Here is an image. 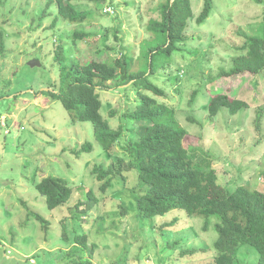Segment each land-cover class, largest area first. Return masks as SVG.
Here are the masks:
<instances>
[{
	"label": "rangeland",
	"instance_id": "obj_1",
	"mask_svg": "<svg viewBox=\"0 0 264 264\" xmlns=\"http://www.w3.org/2000/svg\"><path fill=\"white\" fill-rule=\"evenodd\" d=\"M47 1L0 0V33L5 42L0 53V264L79 262L73 248L75 234L87 236V246L81 252L92 264H211L217 236L215 217L206 230L202 228L203 219L189 217L182 209L140 218L132 204V174H127L125 185L124 180L115 178L104 192L92 174L96 165L106 169L120 158L129 161L125 148L138 128L122 115L133 104L134 93L123 87L97 91L102 101L100 113L110 126L117 128L126 122V132L113 147L112 156L95 140L90 122L73 123L60 101L42 93L53 83L58 90L60 66L90 58L105 32L114 53L125 43L137 55L141 43L149 37L146 26L150 18L157 17L159 0H116L120 5L115 7L108 1L103 6L74 2L78 9L93 12L82 24L62 20L56 4L47 8ZM203 1L190 0L189 38L183 44L187 50L196 51L197 58L193 60L186 51L183 58L179 53L172 57V70L182 75L174 86L176 92L169 91L171 86L162 77L152 79L168 91L167 101L174 105L176 120L187 132L184 146L201 148L198 158L206 157L215 168V181L228 190L247 184L264 192V116L256 122L258 106H264V72L259 73L262 81L242 77L241 81L217 80L215 85L209 82L220 69L233 66L246 36L264 37V0H212L209 16L197 24ZM127 2L131 5L126 6ZM55 19L59 20L53 25ZM76 30L98 40L94 44L85 39L74 42L71 35ZM59 45L66 55L61 62L55 60ZM32 59L39 60L40 66H29ZM237 84L233 96L247 101L249 107L236 114L223 107L210 117L209 100L222 92L227 95ZM194 90L198 94L191 102ZM112 110L114 117L110 115ZM132 126L135 132L130 133ZM85 142L92 144L90 151L79 157L71 153ZM46 176L67 182L72 189L69 202L52 210L47 207L45 197L34 187ZM87 191L96 198L95 206L77 208L76 202L86 200ZM27 209L46 218L48 230L35 217L26 218ZM174 218H179L177 225L162 228ZM178 240L181 243L174 245ZM191 249L197 252H185ZM246 249L254 256L242 261L257 264V252L248 245H240L238 255Z\"/></svg>",
	"mask_w": 264,
	"mask_h": 264
},
{
	"label": "trees",
	"instance_id": "obj_2",
	"mask_svg": "<svg viewBox=\"0 0 264 264\" xmlns=\"http://www.w3.org/2000/svg\"><path fill=\"white\" fill-rule=\"evenodd\" d=\"M81 1L98 6H103L106 1L110 6L120 5L116 4V0H48L46 7L49 8L54 3L59 18L70 24H82L92 17L93 12L78 9L74 2ZM129 5L131 3L127 2L126 6ZM211 7L212 0L203 1L202 10L196 17L197 24L207 19ZM156 12L157 17L148 20L146 33L149 37L141 43L137 55L134 48L128 50L125 43L120 44L117 54L114 53L115 48L107 45L106 32L100 41L85 31H74L71 35L74 42L85 39L94 44L98 40L96 48L92 50L90 58H80L69 67L60 66V88L56 90L53 83L42 93L52 100L60 101L71 115L73 123L90 122L95 140L108 156H112L113 147L126 132V122H122L117 128L110 126L109 121L100 113L102 101L97 91L120 87H123L122 90L132 91L135 95L133 104L127 107L122 115L125 121L138 128L136 136L128 139L125 148L129 161L125 162L120 158L106 169L102 165L94 166L92 174L101 182L100 189L104 192L110 188L117 177L124 180L125 185L127 174L130 173L134 176L132 190L135 194L131 196L132 204L138 217L160 216L174 209H182L189 217L203 219V230L211 224L210 219L215 217L213 227L217 236L212 244L215 253L211 264H246L242 260L254 256V253L246 249L244 254L239 256L240 245L254 248L257 252V264H264V192L247 184H239L228 190L215 181V168L210 166L206 157L198 158L197 153L201 148L191 146L189 149L184 146L187 132L176 120L174 105L167 101L168 91L152 79L162 77L170 84L169 91L176 92L177 87L175 90L174 86L179 83L182 75L179 70L174 72L171 68L173 55L179 53L183 58L186 51L192 54L193 60L197 58L196 51L194 53L183 47L189 38L186 30L192 17L191 2L159 0ZM58 20L55 19L53 25ZM4 46L5 42L0 33V53L3 52ZM239 50L241 53L233 58V66L230 69H220L215 78H210L212 85H215L217 80L241 81L242 77L248 80H263L259 73L264 72V37L246 36ZM65 59L64 47L57 46L55 60L61 62ZM238 84L230 88L227 95L222 92L209 100L207 109L210 117H215L223 107L227 108L230 114H236L249 107L247 101L233 96L232 92L235 93ZM197 94V90L192 92L191 102L196 100ZM258 107L256 122H261L264 106ZM114 114L115 111L112 110L111 117H114ZM133 126L130 133L135 132ZM91 149L92 144L85 142L79 148L71 150V153L79 157ZM34 187L45 197L46 205L51 210L63 206L72 198L71 187L58 177H43ZM96 202L91 191H87L86 200H78L75 206L78 208L85 205V210L93 208ZM24 204L27 208L26 203ZM27 210L26 218L35 217L43 229L48 230L49 221L46 218ZM122 210L127 212L126 208ZM178 223L179 218H174L164 223L162 228ZM190 226L191 222L188 224V227ZM73 239V248L80 259L79 262L75 261L76 264H92L81 252L87 246V236L75 234ZM180 243L178 240L174 245ZM91 251L93 252V248ZM185 252L192 255L197 250ZM75 262L71 261V264Z\"/></svg>",
	"mask_w": 264,
	"mask_h": 264
},
{
	"label": "water",
	"instance_id": "obj_3",
	"mask_svg": "<svg viewBox=\"0 0 264 264\" xmlns=\"http://www.w3.org/2000/svg\"><path fill=\"white\" fill-rule=\"evenodd\" d=\"M28 65L31 67L40 66V61L37 59H32L28 62Z\"/></svg>",
	"mask_w": 264,
	"mask_h": 264
}]
</instances>
